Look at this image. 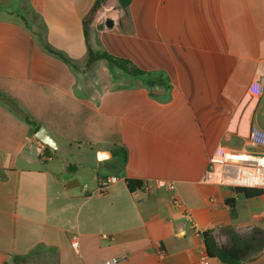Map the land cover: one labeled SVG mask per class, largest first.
Masks as SVG:
<instances>
[{
    "label": "crops",
    "instance_id": "crops-1",
    "mask_svg": "<svg viewBox=\"0 0 264 264\" xmlns=\"http://www.w3.org/2000/svg\"><path fill=\"white\" fill-rule=\"evenodd\" d=\"M93 2L0 0V95L22 113L0 100V264H220L202 232L264 227V195L204 181L217 148L264 153L248 140L251 128L264 131L253 93L264 0H132L125 10L107 0L86 43ZM113 9L119 22L107 30ZM89 49L144 74L88 65ZM39 129L57 144L49 160ZM125 179L145 186L131 193Z\"/></svg>",
    "mask_w": 264,
    "mask_h": 264
},
{
    "label": "trees",
    "instance_id": "trees-1",
    "mask_svg": "<svg viewBox=\"0 0 264 264\" xmlns=\"http://www.w3.org/2000/svg\"><path fill=\"white\" fill-rule=\"evenodd\" d=\"M107 0H94L91 9L84 19V35L85 41L88 42L89 25L93 22L100 9ZM132 0H117V7L120 10H125ZM105 60L111 66L120 70L122 73L129 76H140L144 74L142 70L137 68L130 61L123 58L109 55L105 52H92L89 49L88 65L98 61ZM0 100L4 102L15 113L22 116V113L14 102L0 95ZM24 120L31 124L32 122L24 117ZM37 130V128H36ZM51 149L46 147L45 154H49ZM50 155V154H49ZM123 163L126 161V154L123 151ZM125 185L129 192L134 193L145 186V182L138 179H125ZM238 195H242L246 199H252L264 195V191L237 188L233 189ZM234 200L228 199L225 205L229 208L231 214L234 213ZM205 253L209 259H216L220 264H244L257 260L264 254V227L249 226L243 229L233 228H217L207 230L201 233ZM23 258L16 257L13 264H21Z\"/></svg>",
    "mask_w": 264,
    "mask_h": 264
},
{
    "label": "built area",
    "instance_id": "built-area-1",
    "mask_svg": "<svg viewBox=\"0 0 264 264\" xmlns=\"http://www.w3.org/2000/svg\"><path fill=\"white\" fill-rule=\"evenodd\" d=\"M253 93L264 106V73H262L254 84ZM248 140L251 145L264 146V131L251 128L248 132ZM42 157L50 159V155L42 152ZM116 177L101 178L97 182V190L104 193L107 188L115 183ZM204 181L219 186H225L231 190L247 188L264 191V153L254 154L249 152H233L223 148H217L208 159V169ZM171 204L177 208L182 206L177 198L171 200ZM183 218L192 222L190 214L184 209ZM75 250L77 243H72ZM119 259L110 258L98 264H118Z\"/></svg>",
    "mask_w": 264,
    "mask_h": 264
},
{
    "label": "water",
    "instance_id": "water-1",
    "mask_svg": "<svg viewBox=\"0 0 264 264\" xmlns=\"http://www.w3.org/2000/svg\"><path fill=\"white\" fill-rule=\"evenodd\" d=\"M119 16V10L113 9L109 12H107L103 17V26L107 30H112L119 22L118 20ZM37 139L43 143L45 146L49 147L50 149H57V144L53 141V139L50 137V135L44 130L39 129L36 134Z\"/></svg>",
    "mask_w": 264,
    "mask_h": 264
},
{
    "label": "rangeland",
    "instance_id": "rangeland-1",
    "mask_svg": "<svg viewBox=\"0 0 264 264\" xmlns=\"http://www.w3.org/2000/svg\"><path fill=\"white\" fill-rule=\"evenodd\" d=\"M247 201H239V208H238V212H239V216H241L242 214H244L245 210L243 209V205H246Z\"/></svg>",
    "mask_w": 264,
    "mask_h": 264
}]
</instances>
